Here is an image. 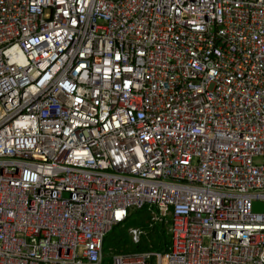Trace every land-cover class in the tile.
I'll use <instances>...</instances> for the list:
<instances>
[{
    "label": "built area",
    "instance_id": "1",
    "mask_svg": "<svg viewBox=\"0 0 264 264\" xmlns=\"http://www.w3.org/2000/svg\"><path fill=\"white\" fill-rule=\"evenodd\" d=\"M254 202L264 0H0V264H104L143 207L169 247L108 264H264Z\"/></svg>",
    "mask_w": 264,
    "mask_h": 264
},
{
    "label": "trees",
    "instance_id": "2",
    "mask_svg": "<svg viewBox=\"0 0 264 264\" xmlns=\"http://www.w3.org/2000/svg\"><path fill=\"white\" fill-rule=\"evenodd\" d=\"M139 211V212H135ZM149 219L146 207L141 208L140 210H130L125 219V223H137L138 226L145 228L147 230L146 235L141 238L139 244L133 246L129 240L128 234L126 232L118 233L117 230L122 228V225L114 226L108 232L103 240L102 253H103V262L107 264L110 262L112 254L127 252V251H143L149 250V247H154L162 251L167 250L170 244V236L166 230L170 218L166 217L164 221L162 220L160 225L148 227L146 221ZM120 227V228H119ZM117 233L112 235L111 246L107 245V238L110 234Z\"/></svg>",
    "mask_w": 264,
    "mask_h": 264
},
{
    "label": "rangeland",
    "instance_id": "3",
    "mask_svg": "<svg viewBox=\"0 0 264 264\" xmlns=\"http://www.w3.org/2000/svg\"><path fill=\"white\" fill-rule=\"evenodd\" d=\"M253 161H254V163H261V162H262V159H261V158H254ZM146 209H147V213H148V216H149V219L146 221L147 226L149 227L151 224H152L153 226L160 225L159 221H155V222H152V221H151L152 210H150L148 207H146ZM133 211H134V210H133ZM135 212H139V211H135ZM161 219H163V221H164V219H166V216H162ZM121 225H122V228L119 229V230H117L116 232H118V233L126 232V233H127L128 230H129L130 228L140 227V226L137 225V223H128V224H126L125 221H124L123 224H121ZM119 226H120V225H119ZM119 228H120V227H119ZM141 228H142V227H141ZM143 229L145 230V232H147V230H146L145 228H143ZM166 230H167V232H168V234H169V236H170L168 226H166ZM116 234H117V233H112V234H110L109 237L107 238L106 241H107V245H108V247L111 246L112 235L114 236V235H116ZM143 237H144V236H143ZM149 250L157 251V250H160V249H157V248H154V247H149ZM150 261H153V258L150 259Z\"/></svg>",
    "mask_w": 264,
    "mask_h": 264
},
{
    "label": "water",
    "instance_id": "4",
    "mask_svg": "<svg viewBox=\"0 0 264 264\" xmlns=\"http://www.w3.org/2000/svg\"><path fill=\"white\" fill-rule=\"evenodd\" d=\"M253 211H264V204L260 202H254L252 204Z\"/></svg>",
    "mask_w": 264,
    "mask_h": 264
},
{
    "label": "crops",
    "instance_id": "5",
    "mask_svg": "<svg viewBox=\"0 0 264 264\" xmlns=\"http://www.w3.org/2000/svg\"><path fill=\"white\" fill-rule=\"evenodd\" d=\"M108 264V263H107Z\"/></svg>",
    "mask_w": 264,
    "mask_h": 264
}]
</instances>
